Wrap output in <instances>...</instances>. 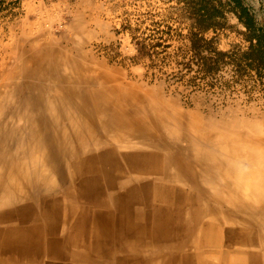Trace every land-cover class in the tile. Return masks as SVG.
<instances>
[{
	"label": "rangeland",
	"instance_id": "rangeland-1",
	"mask_svg": "<svg viewBox=\"0 0 264 264\" xmlns=\"http://www.w3.org/2000/svg\"><path fill=\"white\" fill-rule=\"evenodd\" d=\"M239 2L252 15L254 27H264V0ZM228 3L229 0H223L226 5L222 9L223 16L214 18L208 23L209 29L202 30L196 18L191 16L192 5H188V0H0V64L4 65H0V69L3 68L0 79L5 84L16 78L18 83L19 75L14 72L20 64L18 53L35 54L36 42L41 54L50 52L51 46L55 45L52 56L57 55L56 58L64 63L75 59L74 62H83L95 69L99 65L97 69L116 72L118 77L150 91L144 100L165 109V122L171 118L181 119L183 132L175 133L208 134L211 138L206 142L210 147L226 148L238 143L250 146L253 142L264 154V74L259 75L254 67L245 63L237 66L227 56L213 61L218 58L215 53L240 55L250 46L248 29L234 12L228 10ZM195 35L197 39L202 38L197 47L192 45ZM33 43L36 45L32 46ZM18 46H23L22 50ZM201 58H206L207 62ZM9 66L13 69L8 70ZM11 70L16 76L10 73ZM175 141L174 145L182 148L189 146L184 139ZM19 145L15 143L17 149ZM223 151L234 155V150L233 154ZM14 155L24 162L32 157L24 152ZM183 157L189 164L193 162V155ZM174 163L171 159V164ZM65 176L63 188L56 189L50 184L30 189L31 205L10 207L15 211L0 218V229L16 226L28 241L31 238L28 226L40 218L38 224L46 226L44 251L61 253L65 248L62 239L70 226L57 217L55 211H75L80 221L104 204H113L112 209L130 204L142 208L143 213L149 212L150 219V205L158 204L155 200L164 193L153 184L158 176L145 172L128 176V186H94L85 183L78 174L69 172ZM161 179L164 184L170 183L164 174ZM68 192L70 198L65 199L64 194ZM129 193L138 197L134 196L135 200L130 202ZM199 206L204 210L201 218H193L190 211L178 209V220H174L179 229L176 228L174 234L169 232L171 224L165 219L163 226L168 229L163 234V241L158 240L155 246L151 227L147 225L137 245L147 250L140 253L142 258L151 260L160 255L170 259V264H264V217L244 206L223 205L207 197ZM166 211L171 212L168 208ZM225 214L232 218L240 216L237 218L240 224L223 218ZM209 216L220 222L209 225L207 219H203ZM136 219L139 220L137 216ZM46 221L52 223V229H48ZM123 225L126 224L121 221L120 227ZM172 241L180 246L173 249ZM17 242L22 245L20 238ZM113 252V259L105 260L107 263L90 264H127L123 260L130 256L129 245L123 244ZM236 252L241 256L238 263L231 260L232 253ZM6 254L0 249V259ZM77 264L88 263L80 261Z\"/></svg>",
	"mask_w": 264,
	"mask_h": 264
},
{
	"label": "bare ground",
	"instance_id": "bare-ground-1",
	"mask_svg": "<svg viewBox=\"0 0 264 264\" xmlns=\"http://www.w3.org/2000/svg\"><path fill=\"white\" fill-rule=\"evenodd\" d=\"M33 44L39 48V43ZM33 48L35 54L18 53L20 61L16 55L20 63L14 71L19 75L18 83L16 78L5 84L0 79V218L13 213L15 209H9L13 205H31L30 189L50 184L56 189L65 187V175L69 172L94 186H128V176L145 172L158 176L153 184L164 193L155 200L158 204L150 205V219L149 212L143 213L142 208L130 204L118 209H112L113 204H104L80 221L75 211H55L70 226L62 239L65 248L61 253L44 251L46 226L38 224L40 218L28 226L27 232L31 233L28 241L18 227H4L0 229V249L7 254L0 264L107 263L105 260L113 259V251L123 244L131 250L130 256L123 260L127 264H170V259L160 255L151 260L142 258L140 253L146 249L137 246L142 234L149 225L155 246L158 240L163 241L168 229L163 226L165 219L171 224L170 233L179 229L174 220H178V209H186L193 218H201L204 210L199 204L204 197L223 205L244 206L264 217V154L256 144L210 147L206 142L211 138L208 134L192 131L177 134L174 131L183 132L181 119L165 122V109L144 100L150 91L118 77L116 72L97 69L99 65L95 69L74 62L75 59L64 63L57 55L53 57L51 50L41 54ZM12 71L9 72L14 75ZM174 138L184 139L189 146L174 145ZM15 143L21 144L18 149ZM202 144L205 146L201 147ZM223 150L232 154L234 150V155ZM16 152L32 157L28 162L18 161ZM187 155H193L190 164L184 160L183 156ZM171 159L175 160L174 165ZM163 174L169 184L162 182ZM134 196L138 197L130 194V202L135 200ZM64 198L69 199L70 192ZM224 216L233 224H240V216ZM214 218L203 219L214 226L220 222ZM121 221L126 225L120 227ZM45 224L52 229V223ZM19 238L21 246L17 242ZM179 246L171 242L173 249ZM240 258L238 252L232 253L234 262L238 263Z\"/></svg>",
	"mask_w": 264,
	"mask_h": 264
},
{
	"label": "trees",
	"instance_id": "trees-1",
	"mask_svg": "<svg viewBox=\"0 0 264 264\" xmlns=\"http://www.w3.org/2000/svg\"><path fill=\"white\" fill-rule=\"evenodd\" d=\"M229 1L230 3L227 4V6H229L228 10L234 12L238 16L239 20L244 23L250 33V46L247 51L240 55L220 52L215 53L218 58L213 61L217 62L220 57L227 56L231 58L237 66L245 63L248 66L254 67L256 72L262 75L264 74V27H254L252 15H250L246 7L242 6L239 0ZM188 5H192L191 16L196 18V21L202 26V30L209 29L210 26L208 23L214 18L222 17V9L226 6L223 4V0H188ZM192 38H196V40L192 39V45L194 46L202 40V38L197 39V35L192 36ZM201 59H203L204 63L207 62L206 58Z\"/></svg>",
	"mask_w": 264,
	"mask_h": 264
}]
</instances>
